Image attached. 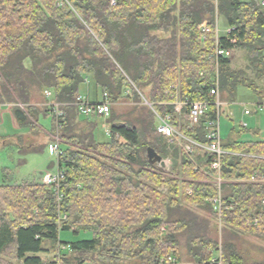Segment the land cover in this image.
<instances>
[{
  "label": "trees",
  "instance_id": "1",
  "mask_svg": "<svg viewBox=\"0 0 264 264\" xmlns=\"http://www.w3.org/2000/svg\"><path fill=\"white\" fill-rule=\"evenodd\" d=\"M219 16L235 44L226 36L218 44L242 50L245 69L229 57L206 59ZM202 25L211 31L204 40ZM89 78L110 104L109 143L95 141L96 122L76 106ZM263 79L264 0H0V110L11 105L31 136L50 118L51 135L65 142L56 192L35 178L0 185V264H264L242 242L249 235L264 243V184L245 182L264 178V140L256 131L241 140L244 127L221 140L218 190L210 183L214 155L195 145L187 154L158 132L155 115H170L182 136L207 146L215 81L226 103L239 87L263 99ZM187 100L208 103L196 126L175 111ZM49 101L60 104L59 120ZM124 102L129 110L117 112ZM47 138L34 144L18 135L13 145L25 156ZM148 148L172 161L169 173L148 161ZM61 232L91 237L64 242Z\"/></svg>",
  "mask_w": 264,
  "mask_h": 264
},
{
  "label": "rangeland",
  "instance_id": "2",
  "mask_svg": "<svg viewBox=\"0 0 264 264\" xmlns=\"http://www.w3.org/2000/svg\"><path fill=\"white\" fill-rule=\"evenodd\" d=\"M238 1L249 2L250 0ZM216 26L219 36H223L225 31H227V23L225 19L221 16L217 17ZM229 58L231 60L232 68L245 69L246 62L244 61V52L242 50L234 49ZM247 74L250 78H253L251 72L247 71ZM259 85L264 88V79L259 82ZM81 91L84 92L81 94H85L91 103H100L102 101L101 92L91 82L90 78L81 87ZM125 93L128 92L126 91ZM258 103L264 105V98H259L256 94L245 87H239L234 101L221 104L219 119L220 125L223 126V139L228 135L225 132L226 129L224 126H231V128L237 132L241 127L245 111H248V118L243 121L247 122L248 125L252 124V128L251 125L248 127L250 132L253 130L258 131L260 133L259 139L264 140V109L259 110ZM129 108L130 105L127 102L115 106V110L121 113L126 112ZM88 119L93 120L97 124L96 129L93 132L95 141L101 144L109 143L111 141V136L108 133L109 126L105 122V119L101 117H90ZM2 120L3 123H0V134L3 132L14 133L15 129L10 123L9 118L4 117ZM40 124L47 132H49V134H52L50 118L40 119ZM19 131L24 132V130H16V133ZM250 132L247 134L248 136L246 134L244 136L241 135V139H252L253 137L252 134L250 135ZM1 140L2 139L0 138V185L20 184L30 178L41 180V172H55L57 170V156L49 153L48 146L39 153H31L23 156L18 152L14 145L4 147ZM29 140L31 143L36 144L48 142V138L39 133L35 136H31ZM60 142L65 143L62 139ZM157 167L163 169L164 172L169 173V171L172 170L173 164L167 160L165 166L159 167V165H157ZM90 237L91 234L89 233H82L78 236H74L72 232L60 233V239L64 242L73 241L75 239H89ZM242 242L244 243L243 248H246L249 252L248 257L259 260L264 256V243L260 239L249 235H243ZM182 264H187V262L184 261Z\"/></svg>",
  "mask_w": 264,
  "mask_h": 264
},
{
  "label": "built area",
  "instance_id": "3",
  "mask_svg": "<svg viewBox=\"0 0 264 264\" xmlns=\"http://www.w3.org/2000/svg\"><path fill=\"white\" fill-rule=\"evenodd\" d=\"M234 28L229 27L226 33V39L228 42L231 44H235V40L231 39L230 37L227 36L228 33H230ZM200 33L202 35L203 40L205 39V36L207 34H210V29L206 25H202L199 27ZM216 34V46L215 50L213 51L212 54H209L206 56L207 60L210 61H215L216 63L219 61L221 58H228L231 55V50L221 48L218 44L219 40V34L217 31V26L215 30ZM224 36V37H225ZM204 48V45H203ZM211 95H214L216 97V100L214 102V105L216 107V118L213 120H210L204 124L205 130H206V139L208 140V145L207 146H201L198 145L184 136H182L178 130L174 129L173 126L170 123V115H166L164 117L159 116L158 114L155 113L156 119H157V130L159 133H161L163 136L168 138L169 141H177L179 145L182 146L184 151L187 154L192 153L191 145L199 146L205 149L206 151L210 152L211 154L214 155V159L211 163V168L216 172L215 175L211 176V184H213L218 190H220V186L223 183L222 179L220 178V157L224 153L221 150V135H220V106L222 104V101L220 100L219 96V91H218V81H215V88L210 91ZM45 96L47 99H51L52 93L51 91L46 90L44 92ZM144 104L147 105L148 107L152 108V105L148 103L146 100H144ZM48 109L50 111V114L56 119L59 120L61 117H63L64 113L60 109V104L49 101L47 103ZM76 106L78 108V112L80 117L84 118H90V117H101L103 119H107L109 117L110 113V104L107 101V98L105 95H102V101L100 103H91L88 102L85 98L79 96L76 100ZM188 107L187 112H183L184 107ZM175 111L178 114V116L183 120L188 126H196L200 120V118L207 113L208 111V103L207 102H190V101H185L181 102L178 101L175 103ZM248 114V111L245 112ZM110 134V129L108 131ZM52 142L48 145V151L51 155H56L57 158L62 154L63 149L62 145L63 143L60 142V138L55 135H51ZM185 142L186 144H184ZM163 159V158H162ZM164 160V166L166 164V161H172L170 159H163ZM160 164H156V166ZM64 178L63 172L58 168V163H57V170L55 172H45L41 176V182L42 184L46 186H50L54 188V191L56 192L60 181ZM245 182L250 183V184H264V178L262 177H257V176H252L249 179H247ZM61 197V195H59ZM215 204H220V200L216 199L214 200ZM219 209V207H218ZM217 209V205L215 207V210ZM256 224V221L254 222ZM168 262H173V259L169 258ZM212 264H220L219 259H214Z\"/></svg>",
  "mask_w": 264,
  "mask_h": 264
},
{
  "label": "crops",
  "instance_id": "4",
  "mask_svg": "<svg viewBox=\"0 0 264 264\" xmlns=\"http://www.w3.org/2000/svg\"><path fill=\"white\" fill-rule=\"evenodd\" d=\"M229 29V27L227 26V30ZM226 33H227V31H225V33H224V35L223 36H225L226 35ZM263 88V87H262ZM264 89V88H263ZM82 93H84V92H82ZM81 97H83V98H85L88 102H90L88 99H87V96L85 95V94H81ZM223 103H225V102H222V104ZM258 105H259V110H262V109H264V105L263 104H261V103H258ZM246 112V111H245ZM249 113V112H248ZM6 118V117H8L9 118V121H10V123L13 125V127H14V133H1L0 134V138L2 139L1 141H2V145L5 147V146H10V145H13V140H14V137L15 136H18V135H22L23 134V136L24 137H28V138H30L31 137V135L29 134V133H27L26 131H24V132H22V131H19L18 133H16V130H21V129H19V127L16 125V123H15V119H14V117H13V114H12V106L11 105H5V106H3L2 107V109L0 110V123H3V120H2V118ZM248 118V116H247V114L246 113H244V117H243V119H242V123H241V127H244L245 129H247L249 132H250V129L248 128L250 125H251V128H252V124H247V122H244L245 120L244 119H247ZM244 120V121H243ZM43 127V126H42ZM224 128L226 129L225 130V132L227 133V134H229V132L232 130V128H231V126H229V127H225L224 126ZM227 128H228V130H227ZM231 128V129H230ZM253 131H255V130H253ZM252 131V132H253ZM42 134H44L45 136H46V138H47V136H51V134H49V132H47L45 129H44V127L42 128ZM222 132H223V126L222 125H220V135H221V140L223 139V136H222ZM252 132H250V135H251V133ZM257 133H258V136L260 135V133L258 132V131H256ZM247 135V134H246ZM30 136V137H29ZM242 136H244V135H242ZM248 136V135H247ZM227 137H228V135H227ZM226 137V138H227ZM225 138V139H226ZM241 139V138H240ZM241 140H243V139H241ZM246 140H248V139H246ZM34 144H36V143H34ZM16 148H17V150H18V152H19V148L17 147V146H15ZM45 173V172H44ZM43 172H41L40 173V175L42 176L43 174H44Z\"/></svg>",
  "mask_w": 264,
  "mask_h": 264
},
{
  "label": "water",
  "instance_id": "5",
  "mask_svg": "<svg viewBox=\"0 0 264 264\" xmlns=\"http://www.w3.org/2000/svg\"><path fill=\"white\" fill-rule=\"evenodd\" d=\"M147 158L151 164H160L161 167L164 166V160L162 157L151 148H148L147 150Z\"/></svg>",
  "mask_w": 264,
  "mask_h": 264
}]
</instances>
